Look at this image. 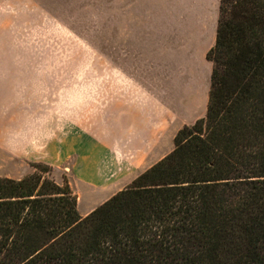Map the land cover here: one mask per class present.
Returning a JSON list of instances; mask_svg holds the SVG:
<instances>
[{"label": "trees", "instance_id": "16d2710c", "mask_svg": "<svg viewBox=\"0 0 264 264\" xmlns=\"http://www.w3.org/2000/svg\"><path fill=\"white\" fill-rule=\"evenodd\" d=\"M206 115L83 217L51 168L0 177V264H264V0H221Z\"/></svg>", "mask_w": 264, "mask_h": 264}, {"label": "rangeland", "instance_id": "374dc122", "mask_svg": "<svg viewBox=\"0 0 264 264\" xmlns=\"http://www.w3.org/2000/svg\"><path fill=\"white\" fill-rule=\"evenodd\" d=\"M220 1L0 0V177L23 165L24 177L30 176L41 165L51 168L58 183H69L68 164L54 169L44 161L49 146L81 131L111 138L115 105L140 102L144 89L120 69L130 29L135 38L140 21L159 34L163 54L172 53L206 12L210 32ZM166 63L162 67L169 70ZM171 82L165 79L164 91L157 93L162 102ZM169 102L168 154L178 131L204 117L208 108L206 96L194 100L188 93ZM103 142L115 145L112 138ZM133 181L122 182V190Z\"/></svg>", "mask_w": 264, "mask_h": 264}, {"label": "crops", "instance_id": "0c3cea01", "mask_svg": "<svg viewBox=\"0 0 264 264\" xmlns=\"http://www.w3.org/2000/svg\"><path fill=\"white\" fill-rule=\"evenodd\" d=\"M218 18L216 9L215 22L209 32L210 18L206 12L197 29L188 32L177 50L167 54H163L159 34L145 29L139 21L135 38L130 29L127 59L120 69L130 82L144 91L139 93L140 102L136 104L115 105L111 136L115 145L111 147L103 142L105 138L111 140L110 135L94 136L81 131L62 139L61 145L49 146L48 159L44 161L54 169L69 165V174H72L69 183L78 198L81 216H87L121 191L122 182L130 183L168 155L169 139L165 138L172 117L169 100L180 99L188 93L194 100L206 96L209 101L213 63L207 59V53L216 43ZM166 61L165 65H170L171 70L162 67ZM168 78L172 85L166 87V102H162L157 93L164 91ZM108 151H112V157H106ZM115 154L125 158L121 160ZM25 175L23 165L6 177L21 179Z\"/></svg>", "mask_w": 264, "mask_h": 264}]
</instances>
